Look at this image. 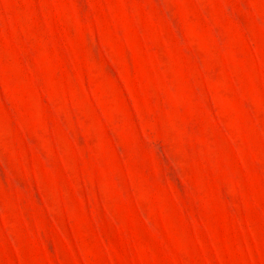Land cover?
<instances>
[{"label": "rangeland", "instance_id": "obj_1", "mask_svg": "<svg viewBox=\"0 0 264 264\" xmlns=\"http://www.w3.org/2000/svg\"><path fill=\"white\" fill-rule=\"evenodd\" d=\"M0 264H264V0H0Z\"/></svg>", "mask_w": 264, "mask_h": 264}]
</instances>
